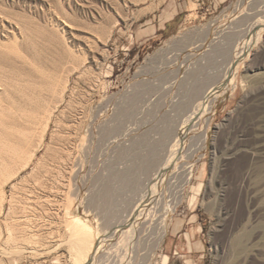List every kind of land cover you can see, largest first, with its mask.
Here are the masks:
<instances>
[{
  "label": "rangeland",
  "instance_id": "rangeland-1",
  "mask_svg": "<svg viewBox=\"0 0 264 264\" xmlns=\"http://www.w3.org/2000/svg\"><path fill=\"white\" fill-rule=\"evenodd\" d=\"M191 2L196 5L193 11ZM170 6H177L178 13L164 25ZM256 23H264V0H0V72L50 102L47 81L70 70L53 120L69 111V101L75 109L85 104L88 93L91 113L101 110L96 124L119 115L117 146L86 164L71 210L36 213V233L50 235L48 251L67 236L65 219L79 218L95 232L100 227L105 233L123 222L146 195L160 160L169 155L173 143L160 152L159 145L164 134L185 119L183 110L194 100L189 92L200 91L207 78L214 81L226 71L228 60ZM220 45L225 46L223 52L216 49ZM251 47L237 67L234 88L188 130L187 150L162 187L166 234L150 250L148 264H161L164 255L168 264H264V32ZM93 77L103 84L95 87ZM21 103L35 107L33 100ZM176 106H181L180 113ZM53 124L38 157L46 151ZM126 129H132L131 134L124 135ZM203 131L207 142L201 149ZM32 166L4 187L7 200L11 187ZM184 174L189 181L173 208L167 192L180 188ZM87 199L96 201V209L86 210ZM155 214L158 218L165 213ZM43 246L35 245L42 248L40 253ZM26 256L3 258V263L18 259L17 264H72L65 246L43 257Z\"/></svg>",
  "mask_w": 264,
  "mask_h": 264
},
{
  "label": "bare ground",
  "instance_id": "bare-ground-1",
  "mask_svg": "<svg viewBox=\"0 0 264 264\" xmlns=\"http://www.w3.org/2000/svg\"><path fill=\"white\" fill-rule=\"evenodd\" d=\"M195 6V3L191 2L189 9L193 11ZM262 32H264V23H256L252 33L249 32L250 34L238 44L237 52H234L227 62L226 71L214 81L207 78L206 85L203 89L201 87L200 91L189 92L194 100L187 110H183L186 112L185 119L178 129L174 128V131L169 130L168 134H164L159 145L160 152L162 148L172 142L169 155L160 160L158 168L150 180L146 195L133 206L123 222L105 233L100 227L95 232L93 227L79 218L65 219L62 225L65 226L67 236L57 241V248L52 251H48V247H46V239L50 235L37 234L39 233L36 230L38 223L34 220L38 216L36 213L44 214L45 212L49 213L50 210H62L66 214L71 210L74 198H78L81 192L77 179L84 171L86 164L97 162L106 149L117 146L119 135L115 130L119 115H115L107 124V121L96 124L101 118V110H96L94 114L91 113L89 103L91 95L87 92L90 99L88 98L85 104L81 103L80 109H75L71 100L66 105L69 111L61 112L53 120L56 104L63 100L70 70L60 79L47 81L44 89L51 94L52 100H54H51L52 102L43 98L41 93L34 92L23 82L14 81L0 72V264H4L3 258L11 256L27 257L28 259L26 254L33 255L35 253L36 256L43 257L63 246L67 248L72 264H148L150 250L159 245L166 234L167 216L164 211L167 208V202H165L166 193L162 187L166 184L168 173L176 167L177 160L181 159L187 150L188 130L210 111L217 100L223 99L228 91L234 88L237 67L252 48V44L260 40ZM61 35L58 34V36ZM216 49L223 52L225 46L220 45ZM215 54L214 52L211 56ZM71 70L73 71V69ZM93 78L96 82L95 87L103 84L99 77ZM194 94H197L196 98ZM18 96L21 100L24 98L29 101L33 100L35 107L25 108ZM175 108L180 113L181 106ZM52 121L54 124L50 139L45 146L46 151L38 157L37 154L45 144L46 134ZM36 123L39 124L37 131L34 130ZM130 130L132 129H126L124 135H128ZM198 141L199 147L204 149L207 142L206 131L199 135ZM136 143L141 145L142 140L140 139ZM128 145H124V147ZM35 160L36 163H34ZM31 165H33L32 170L20 182L11 187L10 198L7 200L4 187L16 180L18 175L30 168ZM187 176L188 174H184L181 178L180 188L175 193L171 190L166 191L170 197H173V208L179 203L182 189L189 181ZM6 200L8 201L7 210L4 209ZM96 205L98 204L94 199H87L85 207L89 212L96 209ZM160 211L165 214L155 218V213ZM4 214V224H2L1 217ZM45 229L48 228L45 227ZM4 231L7 234L6 237ZM151 235H154L152 240L149 239ZM26 245L30 246V249ZM35 245H45L43 247L46 249L40 253L42 248L38 250ZM168 260V257L164 255L161 264H168ZM17 263L18 259L12 260V264ZM54 263L57 264V261Z\"/></svg>",
  "mask_w": 264,
  "mask_h": 264
},
{
  "label": "crops",
  "instance_id": "crops-1",
  "mask_svg": "<svg viewBox=\"0 0 264 264\" xmlns=\"http://www.w3.org/2000/svg\"><path fill=\"white\" fill-rule=\"evenodd\" d=\"M225 1L226 0H221V1L220 0H213V2H215V3H223ZM177 13H178L177 6H174V8H173V6H170L169 10H167V17L164 20V25L168 24L171 20H173L176 17Z\"/></svg>",
  "mask_w": 264,
  "mask_h": 264
}]
</instances>
